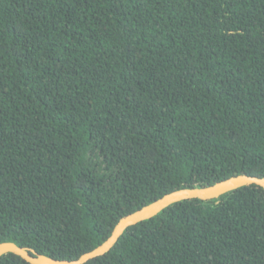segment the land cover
<instances>
[{
  "label": "trees",
  "instance_id": "1",
  "mask_svg": "<svg viewBox=\"0 0 264 264\" xmlns=\"http://www.w3.org/2000/svg\"><path fill=\"white\" fill-rule=\"evenodd\" d=\"M238 174L264 176V0H0V243L78 259ZM84 264H264V189L173 203Z\"/></svg>",
  "mask_w": 264,
  "mask_h": 264
},
{
  "label": "water",
  "instance_id": "2",
  "mask_svg": "<svg viewBox=\"0 0 264 264\" xmlns=\"http://www.w3.org/2000/svg\"><path fill=\"white\" fill-rule=\"evenodd\" d=\"M248 185H257L264 189V176L238 174L208 186L183 188L166 193L155 201L123 216L115 225L111 235L102 244L81 255L78 259L67 260L53 258L38 253L32 248L20 246L10 241L0 243V258L11 252L22 257L30 264H84L93 258L103 256L109 252L127 228L156 216L159 212L173 203L195 198L208 201L216 199L227 192Z\"/></svg>",
  "mask_w": 264,
  "mask_h": 264
}]
</instances>
